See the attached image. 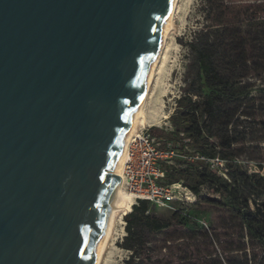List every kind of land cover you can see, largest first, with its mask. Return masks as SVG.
Wrapping results in <instances>:
<instances>
[{
	"label": "water",
	"instance_id": "1",
	"mask_svg": "<svg viewBox=\"0 0 264 264\" xmlns=\"http://www.w3.org/2000/svg\"><path fill=\"white\" fill-rule=\"evenodd\" d=\"M173 0H0V264H91Z\"/></svg>",
	"mask_w": 264,
	"mask_h": 264
},
{
	"label": "rangeland",
	"instance_id": "2",
	"mask_svg": "<svg viewBox=\"0 0 264 264\" xmlns=\"http://www.w3.org/2000/svg\"><path fill=\"white\" fill-rule=\"evenodd\" d=\"M215 3L224 9L220 21L214 15H207L208 4L204 0H179L178 30L168 40L167 56L155 76L145 108L149 118L146 126L172 129L169 117L176 100L187 92L189 81L198 72L195 54L187 42L199 40L207 30L216 39L227 37V42L228 37L238 34L242 49L232 62L220 65L223 74L239 79L238 89L230 92L235 97L228 100L232 117L228 129L237 136L232 144L234 162L242 171L264 175V0H217ZM223 29H227L225 35L217 32ZM206 93L205 88L203 95ZM211 163L219 175L226 174V161L224 165L215 160ZM207 199L229 201L215 191L214 185L207 184L189 201L185 199L170 207L150 203L152 215L174 219L175 224L161 234L145 232L146 245L138 249L134 263H129L132 252L121 245L126 236L124 216L107 264H136L138 260L150 263L157 257L162 258L163 264H264V244L254 238L230 208L211 204ZM187 219L197 221L201 229L188 230Z\"/></svg>",
	"mask_w": 264,
	"mask_h": 264
},
{
	"label": "trees",
	"instance_id": "3",
	"mask_svg": "<svg viewBox=\"0 0 264 264\" xmlns=\"http://www.w3.org/2000/svg\"><path fill=\"white\" fill-rule=\"evenodd\" d=\"M216 1L204 0L208 4L207 15H214L220 21L224 9ZM226 31L217 30L224 35ZM239 36L228 37L227 42V37L216 39V35L207 30L199 40L187 42L198 64L197 76L189 81L187 92L176 100V107L169 117L172 129L154 127L152 131L165 140L166 150L177 153L171 162L162 163L166 172L163 183L181 182L195 195L200 194L202 186L214 185L215 191L229 201H205L230 208L254 238L264 244V175L242 171L234 162L232 144L237 141V136L228 129L232 118L228 100L235 97L230 92L238 89L239 79L220 70L222 63L232 62L235 54L242 49ZM205 88L208 93L203 95ZM197 155L209 160L219 158L226 161V174L219 176L210 161L196 158ZM149 208V201L140 200L132 205L131 212L125 216L126 236L121 245L132 252L129 263H134L138 249L146 245L145 232L161 234L175 224L174 219H160L152 215ZM185 227L191 231L201 229V225L192 219L186 220ZM136 264H163V260L157 257L150 263L138 260Z\"/></svg>",
	"mask_w": 264,
	"mask_h": 264
},
{
	"label": "built area",
	"instance_id": "4",
	"mask_svg": "<svg viewBox=\"0 0 264 264\" xmlns=\"http://www.w3.org/2000/svg\"><path fill=\"white\" fill-rule=\"evenodd\" d=\"M164 143L165 140L155 135L147 126L133 138L123 170L124 187L132 194V205L146 200L158 206L170 207L174 203L184 202L185 199L189 201L195 195L181 182L163 183L166 172L162 163L171 162L177 154L175 150H166ZM196 158L210 162L215 160L224 165V161L219 158L209 160L199 155Z\"/></svg>",
	"mask_w": 264,
	"mask_h": 264
},
{
	"label": "bare ground",
	"instance_id": "5",
	"mask_svg": "<svg viewBox=\"0 0 264 264\" xmlns=\"http://www.w3.org/2000/svg\"><path fill=\"white\" fill-rule=\"evenodd\" d=\"M179 8V0H173L172 9L170 13V26L165 30L162 35L157 55L155 58L154 65L152 67V72L150 75L149 82L143 88V94L139 101L136 112L128 126L123 144L120 148V151L117 155V158L112 167V172L121 177V182L119 185V194L115 201V205L110 217V220L107 224L101 242L93 256L91 264H107L109 260V250L111 249L114 240L116 239V235L118 232V226L120 222H123L124 216L129 214L132 210V194L125 191L124 187V177L123 170L125 166V162L127 159V153L130 147V144L135 136L140 133L142 127L146 126L148 123V115L146 113V103L148 102L149 95L152 89V85L157 74V71L161 68V64L167 56L165 53L168 40L177 32V24H176V14ZM167 52V51H166ZM166 54V55H165Z\"/></svg>",
	"mask_w": 264,
	"mask_h": 264
}]
</instances>
